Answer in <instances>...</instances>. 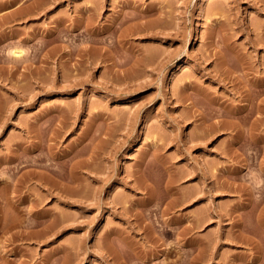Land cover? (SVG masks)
I'll return each mask as SVG.
<instances>
[{
	"label": "rangeland",
	"instance_id": "1",
	"mask_svg": "<svg viewBox=\"0 0 264 264\" xmlns=\"http://www.w3.org/2000/svg\"><path fill=\"white\" fill-rule=\"evenodd\" d=\"M0 264H264V0H0Z\"/></svg>",
	"mask_w": 264,
	"mask_h": 264
},
{
	"label": "bare ground",
	"instance_id": "2",
	"mask_svg": "<svg viewBox=\"0 0 264 264\" xmlns=\"http://www.w3.org/2000/svg\"><path fill=\"white\" fill-rule=\"evenodd\" d=\"M16 49H17V48H16ZM23 51H24V50H22V49H17V50H14L13 53H14L15 56L17 55V56H20V57H21Z\"/></svg>",
	"mask_w": 264,
	"mask_h": 264
}]
</instances>
